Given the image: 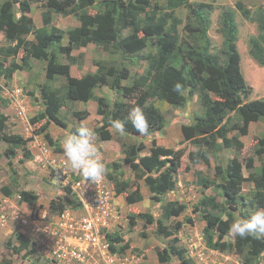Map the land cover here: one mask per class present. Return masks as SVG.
<instances>
[{
	"label": "rangeland",
	"instance_id": "1",
	"mask_svg": "<svg viewBox=\"0 0 264 264\" xmlns=\"http://www.w3.org/2000/svg\"><path fill=\"white\" fill-rule=\"evenodd\" d=\"M238 0H190L194 5L200 4L209 15L208 37L211 42L210 53L219 58V64L224 65L225 55L222 53L223 35L221 28L223 26V15L226 12L234 14L235 23L238 28L237 34V53L232 58L228 67L232 80L235 83L249 87L250 94L244 98L245 103L264 102V67L258 64L250 56V42L252 38L258 36L257 24L246 19L237 9ZM245 7L254 13L259 8H264V0H241ZM160 5L166 6L165 0L159 1ZM154 2L152 3V6ZM151 7L147 11H150ZM103 9L100 1L89 9L95 13ZM43 1L32 2L31 11L27 14L28 19L34 23L37 28L43 27L42 14L44 12ZM166 8L162 12H167ZM179 19L177 25V34L182 44L198 43L200 44V35L185 30L188 22L193 21L192 14L187 7H181L174 12ZM145 17V14H144ZM172 23V20L171 22ZM80 25L77 18L73 16L64 17L59 14H53L52 26L64 30L65 32ZM195 26V25H194ZM193 27V26H192ZM134 29L122 30L123 35L127 36L134 33ZM143 32H138V37H143ZM29 39H34L31 35ZM155 38L147 40V46L140 51V61L135 66L123 67V84L132 85L133 81L146 73L149 66V57L157 53V47L153 44ZM7 42L3 33H0V64L4 68L10 67L14 63L22 64V59L26 55L25 51L15 52L5 60L1 53L2 49L7 50L9 47H15L16 43ZM64 44L67 42L64 41ZM12 45V46H10ZM78 57L79 63L71 68V75L76 78L95 72L99 60L107 61L108 59H117L119 55H111L109 50L97 47L94 44L86 48L78 49L73 52ZM133 55V54H131ZM129 55V56H131ZM130 61V59H128ZM62 63L68 62L63 57ZM32 64L31 70H18L14 72L10 79L0 77V114L6 117L5 128L0 129V136L7 134L20 136L24 139L32 138L27 143L20 142L13 153H7L8 144L6 141H0V264H106L104 257L99 249L90 244H81L70 230L60 223L64 221L62 216L68 215L79 220L81 216L80 206L78 208H67L62 214H53L49 210L50 202L58 200L63 203L69 196L74 193V186L77 182L84 179L79 173L72 171L68 165L63 152H57V146L61 147L62 138L69 132L75 130L83 122L88 127L99 128L101 116L98 114L97 103L74 101L68 98L65 80L58 78L51 82L53 90L57 91L59 98L63 102V107L59 111V117L65 124L64 128L54 123L48 124L47 119L32 123V118L36 117L43 111L40 99V90L46 83L45 63L37 56L32 55L30 59ZM227 68V69H228ZM96 95H106L109 101H116L118 98L122 101H129L118 93L112 91L108 86H99ZM216 99L215 96H212ZM136 100H133L134 103ZM243 104V105H244ZM154 105L165 117L168 127L159 133H153L149 137L125 136L111 129L112 139L103 141L96 135V143L101 155V159L107 166L106 178L103 181L114 189V183L109 180L108 174H113L118 179L128 181L135 180V173L132 172L124 163L125 154L121 142L128 144L138 143L139 153L141 156L152 154L150 150L153 140L157 146L166 149L182 151L181 166L175 176L174 190L163 196L162 201L158 202L153 199V194L146 186L144 180L138 183L141 186L143 200L138 203L128 204L126 194L117 195L112 200L113 217L109 222V227L102 229L101 233L106 234L110 246L113 244L108 236L118 237L121 242H116L119 249L128 244L129 248L124 252L115 253L121 259L118 264H162L159 260V252L165 251L172 244L174 237L180 239L176 245L185 250L186 257L192 259V264H242L238 255L221 253L210 249L205 240L206 222L203 220L204 208L201 207L198 212H194L195 207L200 205L204 199H210L208 209L213 208L214 202L226 203L222 194V189L218 186L221 183L228 163L237 157L242 166L243 176L250 177V170L246 167L249 158L255 157V151L260 141L264 140V119L250 121L249 114L245 107L241 106L238 113L229 112L227 117L231 121L230 127L234 123L243 124L244 120H249L248 132L240 136L244 143V148L237 152L235 149H223L221 147H211L207 138H197L194 141H186L182 134V126L191 124L196 117H201L205 113L197 92L194 96L189 92H184L182 99L162 100L157 97H149L145 106ZM88 111L90 116L86 119L78 118L76 113ZM43 129V130H41ZM40 131V135L36 134ZM50 133L53 138V144L45 139V134ZM229 137L238 136L237 131L229 132ZM222 146V141L218 140ZM29 151L32 157H28L26 152ZM34 152V154H33ZM207 153L209 163L207 164L202 154ZM264 162L263 159L255 157V167L258 168ZM119 164V167H115ZM54 174H53V173ZM204 181L214 183L205 188ZM5 186L10 187L12 195L6 197L1 189ZM33 191L39 195L36 204L30 205L20 201L21 191ZM71 191V192H69ZM255 184L250 180H245L238 190L236 201L239 203L238 209L232 211L234 220L242 219V216L250 215L255 208L248 206L242 209L243 203L249 201L254 192ZM134 193V188L129 189ZM168 202H176L178 205L185 207L184 212L177 217L169 220L164 218V208ZM215 214L217 209L211 210ZM152 216L150 222L148 217ZM67 218V217H66ZM192 219V223L189 222ZM227 216L224 217L226 221ZM162 220L167 230L174 231L171 237H164L158 233V221ZM178 223L183 226L175 231ZM22 235L29 239V249H20L22 246ZM234 236L229 234L226 240L234 241ZM33 249L31 254L30 250ZM163 264H180L175 258ZM264 264V261L263 263Z\"/></svg>",
	"mask_w": 264,
	"mask_h": 264
},
{
	"label": "trees",
	"instance_id": "2",
	"mask_svg": "<svg viewBox=\"0 0 264 264\" xmlns=\"http://www.w3.org/2000/svg\"><path fill=\"white\" fill-rule=\"evenodd\" d=\"M40 1H43L45 10L42 14L44 25L37 28L28 19L27 14L31 11L32 2ZM96 1L0 0V33L4 34L7 42L10 40L12 41L10 43H16L15 47H9L7 50L2 49L1 53L5 60L15 52L23 50L26 53L22 59V64L14 63L7 68L0 64V77L4 76L10 79L18 70H31L30 59L32 55L37 56L45 63L46 83L40 90V102L43 111L32 118L31 122L34 124L47 119L46 128L49 127L48 124L50 123L61 128L65 127L59 117L63 102L57 91L51 87V82L58 78L65 80L68 98L83 103H97V112L102 118V125L95 132L103 141L112 139L109 120H126L130 109L136 106H140L145 112L151 126V133L162 132L168 127V123L164 115L154 105L145 106L148 98L178 100L182 99L184 92L188 91L191 96L199 92L205 113L201 117H196L193 123L183 125L182 133L185 140L194 141L197 138L205 137L211 147L233 148L237 152L241 151L244 148V143L240 136L247 134L249 120L264 119V102L244 104V98L248 97L250 89L235 83L228 71L232 58L237 53L238 28L234 14L226 12L223 15L222 53L225 55L226 61L224 65H220L219 58L210 53L209 15L200 4L194 5L190 0H165L166 6L160 5V0H99L103 9L99 8L97 12L91 13L89 9ZM153 2L154 5L152 6ZM148 6H152V9L150 8V11L146 12ZM184 6L189 9L195 22V24L192 23L193 21L188 22L185 30L198 33L200 44L188 43L186 45L179 41L177 25L180 21L174 12ZM236 7L246 19L257 24L259 33L250 42V56L264 67V8H259L251 13L241 0L237 1ZM165 8L170 11L162 12ZM53 14L64 17L73 16L77 18L80 25L66 32L55 26L49 29L48 27L53 22ZM171 20L172 23H170ZM124 29H134L135 31L125 36L122 33ZM139 31L144 34L142 38L138 37ZM31 35L34 36L32 40L28 38ZM151 38H155L153 44L158 50L156 54L149 57L146 73L134 80L132 85H124L123 67L127 65L133 67L142 60L138 53L146 48L147 40ZM64 41L67 43L64 44ZM91 44L109 50L110 56L119 55L122 58L117 59V62L111 58L107 61L99 60L94 73H88L80 78L73 77L71 68L79 63L78 57L74 56L73 52ZM63 57L67 58L68 62L62 63ZM177 82L184 86L183 94H177L173 91V86ZM103 85L108 86L112 91L129 101H122L117 98L116 101L111 102L106 95L97 96V88ZM212 96H215L216 99H213ZM133 100L136 101L132 103ZM241 106L246 108L249 120H244L243 124L234 123L230 127L234 117L232 119L227 115L231 111L238 113ZM76 114L80 119H86L90 116L88 111ZM5 121L6 117L0 114V129L5 128ZM126 127L125 136H140L130 123ZM231 131H237L239 135L229 137L228 134ZM36 132L38 135L41 133L40 131ZM45 139L53 144L50 133L45 134ZM2 140L8 144L7 153H13L20 142L27 143L28 140L32 141L33 139L4 134L0 136V141ZM218 140L222 141V146L218 144ZM121 145L125 154L124 163L135 173V180L118 179L115 175L108 174V181L114 183V194L119 196L126 194L125 199L128 204L141 202L143 195L138 183L140 180L145 181L146 186L153 194V199L158 202L162 201L164 195L174 190L175 176L180 169L181 158L184 155L182 151L159 147L153 140V147L150 149L152 154L141 156L139 153L140 144L137 142L128 144L122 140ZM56 150L59 153L63 152L59 146ZM26 154L28 157H32L31 152L27 151ZM255 157L264 158V140L260 141L259 146H257ZM255 157L249 158L246 162V167L251 171L249 178L243 176V164L237 157L228 163L218 186L222 189V194L229 205L213 201L214 207L208 209L210 199H204L194 209V212H198L201 207L204 208L203 220L206 222L204 232L207 246L221 253L238 255L242 264H262L264 261V239L235 237L233 242L226 240L229 235L228 228L234 221L231 212L237 210L239 205L236 201V195L245 180L252 181L257 191L254 192L249 201L243 203L242 209L248 206L264 208V162L256 168ZM202 158L207 164L209 163L207 153H203ZM114 166L119 167L120 165L115 164ZM213 184L208 180H203L205 188ZM130 188H134L135 192L130 193ZM1 191L6 197L12 195V190L8 186L3 187ZM38 199L39 195L36 192L24 190L20 193L21 202L34 205ZM233 205L235 207H232L231 211L230 206ZM79 206L80 200L72 194L63 203L52 200L49 210L53 214H62L69 207L78 208ZM184 209L183 205L168 202L164 208V218L169 220L174 216L177 217L184 212ZM212 209H217L220 214L213 213ZM225 216H227L226 221H224ZM248 216L245 215L242 218L246 219ZM148 220L151 222L153 217L149 216ZM189 222L192 223V219H189ZM162 224H164L163 221L159 220L158 233L160 235L171 237L175 234L174 231L167 230ZM182 226L183 223H178L175 231ZM19 238L22 239L20 249H29V239L22 235H19ZM108 238L113 243L110 246L113 253H124L129 248V245L126 244L118 249L115 244L121 242V239L112 236H108ZM179 241L178 237H174L172 244L165 253H158L162 264L173 258L180 264H192V259L186 257L185 250L176 245ZM32 252L33 249L28 254Z\"/></svg>",
	"mask_w": 264,
	"mask_h": 264
},
{
	"label": "clouds",
	"instance_id": "3",
	"mask_svg": "<svg viewBox=\"0 0 264 264\" xmlns=\"http://www.w3.org/2000/svg\"><path fill=\"white\" fill-rule=\"evenodd\" d=\"M183 90L184 86L181 83L174 84L173 91L177 94H183ZM129 123L141 137H148L152 134L149 120L140 106L130 109L126 120L110 119L109 127L124 135ZM61 146L70 169L79 173L85 183L91 182L97 185L105 180L108 169L101 159L96 143V132L93 128L82 122L75 131L69 132L62 138ZM228 232L241 239L248 237L264 239V208L257 206L248 218L234 220Z\"/></svg>",
	"mask_w": 264,
	"mask_h": 264
},
{
	"label": "built area",
	"instance_id": "4",
	"mask_svg": "<svg viewBox=\"0 0 264 264\" xmlns=\"http://www.w3.org/2000/svg\"><path fill=\"white\" fill-rule=\"evenodd\" d=\"M108 183H110L107 180ZM74 193L80 200L81 216L79 220L74 217L63 215L60 225L68 228L81 244H90L99 249L106 264H118L120 257L113 253L106 234L101 233L102 229L109 227L113 217L112 200L115 197L114 189L105 183L97 185L85 181L77 182L74 186ZM67 217V218H66Z\"/></svg>",
	"mask_w": 264,
	"mask_h": 264
},
{
	"label": "crops",
	"instance_id": "5",
	"mask_svg": "<svg viewBox=\"0 0 264 264\" xmlns=\"http://www.w3.org/2000/svg\"><path fill=\"white\" fill-rule=\"evenodd\" d=\"M91 103V102H90ZM33 154H34V152H33Z\"/></svg>",
	"mask_w": 264,
	"mask_h": 264
}]
</instances>
